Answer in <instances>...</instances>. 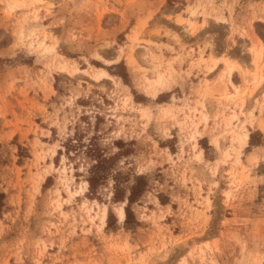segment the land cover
Segmentation results:
<instances>
[{
	"label": "rangeland",
	"instance_id": "374dc122",
	"mask_svg": "<svg viewBox=\"0 0 264 264\" xmlns=\"http://www.w3.org/2000/svg\"><path fill=\"white\" fill-rule=\"evenodd\" d=\"M0 264H264V0H0Z\"/></svg>",
	"mask_w": 264,
	"mask_h": 264
},
{
	"label": "trees",
	"instance_id": "16d2710c",
	"mask_svg": "<svg viewBox=\"0 0 264 264\" xmlns=\"http://www.w3.org/2000/svg\"><path fill=\"white\" fill-rule=\"evenodd\" d=\"M92 178L91 179H88V185H89V189H91L92 188V186H93V183H92ZM139 192V189H138V187L136 186V185H134V186H132L131 188H130V193H129V196L127 197V204H130L131 202H132V197L135 195V194H137ZM113 197L114 198H117V196H116V193H115V188H114V194H113ZM128 210H127V208L125 209V216H126V218L128 217Z\"/></svg>",
	"mask_w": 264,
	"mask_h": 264
},
{
	"label": "bare ground",
	"instance_id": "6f19581e",
	"mask_svg": "<svg viewBox=\"0 0 264 264\" xmlns=\"http://www.w3.org/2000/svg\"><path fill=\"white\" fill-rule=\"evenodd\" d=\"M189 14H191V16L194 14V11H191ZM192 18V17H191ZM194 20V19H193ZM187 21V20H186ZM191 21V20H190ZM193 22V21H192ZM191 22V23H192ZM191 23H189V21H188V23H186L187 25L185 26V27H190L192 24ZM256 57V56H255ZM255 60H256V58H255ZM230 70H231V68H228V71L230 72ZM99 78L100 77H104L105 78V76H106V73H105V71L104 70H100V71H98V75H97ZM97 78V77H96ZM246 137V136H245ZM117 215H118V217H119V219L120 220H122V219H124V216H125V214H124V209H123V207L122 206H120L119 208H118V211H117Z\"/></svg>",
	"mask_w": 264,
	"mask_h": 264
}]
</instances>
